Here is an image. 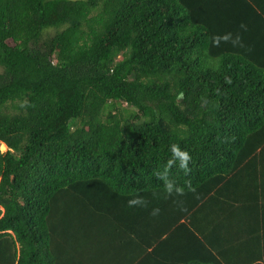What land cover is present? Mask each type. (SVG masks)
Here are the masks:
<instances>
[{
    "label": "trees",
    "instance_id": "obj_1",
    "mask_svg": "<svg viewBox=\"0 0 264 264\" xmlns=\"http://www.w3.org/2000/svg\"><path fill=\"white\" fill-rule=\"evenodd\" d=\"M0 143V264H264V0H0Z\"/></svg>",
    "mask_w": 264,
    "mask_h": 264
},
{
    "label": "clouds",
    "instance_id": "obj_2",
    "mask_svg": "<svg viewBox=\"0 0 264 264\" xmlns=\"http://www.w3.org/2000/svg\"><path fill=\"white\" fill-rule=\"evenodd\" d=\"M173 152L181 157L182 162L188 158L186 153H181L175 148L173 149Z\"/></svg>",
    "mask_w": 264,
    "mask_h": 264
},
{
    "label": "rangeland",
    "instance_id": "obj_3",
    "mask_svg": "<svg viewBox=\"0 0 264 264\" xmlns=\"http://www.w3.org/2000/svg\"><path fill=\"white\" fill-rule=\"evenodd\" d=\"M51 33H52L51 30H49V31L47 32V34H51ZM0 150H1V151H4V150H6V147L1 148V144H0Z\"/></svg>",
    "mask_w": 264,
    "mask_h": 264
},
{
    "label": "bare ground",
    "instance_id": "obj_4",
    "mask_svg": "<svg viewBox=\"0 0 264 264\" xmlns=\"http://www.w3.org/2000/svg\"><path fill=\"white\" fill-rule=\"evenodd\" d=\"M0 144H1V148L6 147L4 143H0Z\"/></svg>",
    "mask_w": 264,
    "mask_h": 264
}]
</instances>
